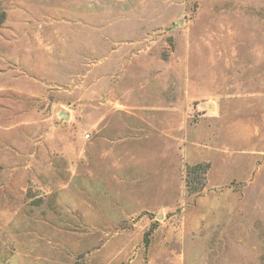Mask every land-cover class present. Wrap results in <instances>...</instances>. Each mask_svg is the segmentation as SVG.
<instances>
[{
  "label": "rangeland",
  "instance_id": "obj_1",
  "mask_svg": "<svg viewBox=\"0 0 264 264\" xmlns=\"http://www.w3.org/2000/svg\"><path fill=\"white\" fill-rule=\"evenodd\" d=\"M0 264H264V0H0Z\"/></svg>",
  "mask_w": 264,
  "mask_h": 264
},
{
  "label": "trees",
  "instance_id": "obj_2",
  "mask_svg": "<svg viewBox=\"0 0 264 264\" xmlns=\"http://www.w3.org/2000/svg\"><path fill=\"white\" fill-rule=\"evenodd\" d=\"M204 169L205 167H203V164L188 166L186 184L190 192H197L205 186L203 183L204 179L202 180V177L200 176L201 174L199 173L204 172Z\"/></svg>",
  "mask_w": 264,
  "mask_h": 264
},
{
  "label": "built area",
  "instance_id": "obj_3",
  "mask_svg": "<svg viewBox=\"0 0 264 264\" xmlns=\"http://www.w3.org/2000/svg\"><path fill=\"white\" fill-rule=\"evenodd\" d=\"M89 136V134H87V137Z\"/></svg>",
  "mask_w": 264,
  "mask_h": 264
}]
</instances>
